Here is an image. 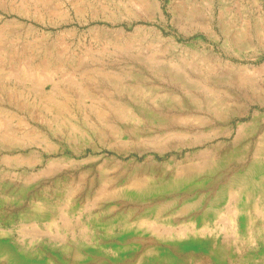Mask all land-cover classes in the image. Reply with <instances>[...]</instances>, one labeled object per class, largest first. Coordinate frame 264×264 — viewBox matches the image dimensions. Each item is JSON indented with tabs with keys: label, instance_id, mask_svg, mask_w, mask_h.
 <instances>
[{
	"label": "rangeland",
	"instance_id": "1",
	"mask_svg": "<svg viewBox=\"0 0 264 264\" xmlns=\"http://www.w3.org/2000/svg\"><path fill=\"white\" fill-rule=\"evenodd\" d=\"M158 1L0 0V264H264V0Z\"/></svg>",
	"mask_w": 264,
	"mask_h": 264
},
{
	"label": "bare ground",
	"instance_id": "2",
	"mask_svg": "<svg viewBox=\"0 0 264 264\" xmlns=\"http://www.w3.org/2000/svg\"><path fill=\"white\" fill-rule=\"evenodd\" d=\"M142 2H143V4H146V3H148V4H150L151 6H153L157 11H159V12H161L162 13V10H161V8H160V3H159V1L158 0H141ZM60 14V13H59ZM50 53V52H49ZM60 54V53H59ZM29 61V60H28ZM27 61V62H28ZM27 62H26V64H27ZM173 62V60H170L169 61V63L170 64H172L174 67H175V72L177 73V75L178 76H180V70H181V68H180V66L179 65H177L176 63L175 64H173L172 63ZM45 64V63H44ZM45 66H46V64H45ZM44 69V68H43ZM42 69V70H43ZM41 70V71H42ZM263 71H261V74H263V72H264V69H262ZM257 71V70H256ZM18 73V72H17ZM28 73V72H27ZM26 73V74H27ZM31 73V72H30ZM45 74V73H44ZM109 74H112L111 72L110 73H107V77H113V76H111V75H109ZM260 74V73H259ZM187 76V75H186ZM49 78V77H48ZM201 88H204L205 89V91H207L208 92V94H213V95H215V96H218V98H220L221 97V92H218V90H216V89H212V88H208V86H203L202 85V87ZM106 91V90H105ZM194 92V91H193ZM59 93L57 92L56 94H55V96H57ZM103 94V93H102ZM103 96H104V98H101V100H100V102H105L106 103V108L107 109H110L109 111H111V110H114V111H117V112H119V111H121L123 114H125L126 112L127 113H129L130 114V110H129V108H128V106L127 105H125V104H122V103H120V102H117L116 100H114V99H112V98H110L107 94H103ZM216 98V97H215ZM217 98V99H218ZM99 99V98H98ZM97 99V100H98ZM91 100H93V99H91ZM51 103H52V107H53V109H55V111L58 113V116H60V115H63L65 112H67V110H68V103H69V101H70V98H69V96L68 95H65V99L62 101V102H59L57 99H56V97H53V99L51 98ZM100 114H99V117H101V118H104V110L102 111V110H100V112H99ZM60 114V115H59ZM109 114V113H108ZM196 118V117H195ZM90 119V118H89ZM99 119V118H98ZM197 119V118H196ZM200 119V118H199ZM92 120V119H91ZM64 121L65 120H59V122H57L56 123V125L57 126H60L62 123L64 124ZM67 122H68V124L70 125V128H71V130L72 131H74L75 133L76 132H78V131H80V127L78 126V125H74V124H72L69 120H66ZM9 120L8 119H0V128H3V127H7L8 125H9ZM85 123L87 124L88 123V120H87V118L85 119ZM62 124V125H63ZM55 126V125H54ZM56 127V126H55ZM57 128V127H56ZM80 134V133H79ZM34 136L35 137H37V138H39L42 142H44V143H49L50 142V140H49V138H48V136L44 133V132H41V131H37V130H35L34 131ZM0 137H3V138H5V134H2V135H0ZM199 137V136H198ZM260 170V169H259ZM142 184V183H141ZM2 233H0V235H1Z\"/></svg>",
	"mask_w": 264,
	"mask_h": 264
}]
</instances>
